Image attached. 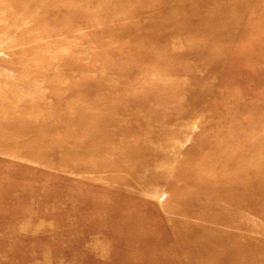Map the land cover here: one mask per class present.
<instances>
[{
    "label": "rangeland",
    "instance_id": "rangeland-1",
    "mask_svg": "<svg viewBox=\"0 0 264 264\" xmlns=\"http://www.w3.org/2000/svg\"><path fill=\"white\" fill-rule=\"evenodd\" d=\"M0 74L9 87L7 96L0 84V264H210L168 249L169 239L158 247L165 224L143 202L160 194L60 166L14 127L135 112L156 96L152 107L171 105L160 118L194 105L185 121L208 142L196 145V161L264 168V0H0ZM125 111L110 117L133 124ZM187 224L203 222L191 215Z\"/></svg>",
    "mask_w": 264,
    "mask_h": 264
},
{
    "label": "bare ground",
    "instance_id": "bare-ground-1",
    "mask_svg": "<svg viewBox=\"0 0 264 264\" xmlns=\"http://www.w3.org/2000/svg\"><path fill=\"white\" fill-rule=\"evenodd\" d=\"M2 83L4 77L0 74V84L9 96L6 93L8 85ZM156 98L141 99L143 108L135 112L115 107L114 113L102 108L101 112L85 111L71 118L67 115L62 118L51 116V121L46 124L32 119L14 129L19 127L30 133L34 146L31 149H40L44 158L59 156L60 166L70 163L69 168L73 170L98 173L97 176L106 181L133 191L148 196L160 194L156 205L143 202L145 213L157 216V220L165 224V232L159 234L160 240L165 242H160L159 248H163L169 239L172 243L167 245L168 249L175 247L182 257H194L198 263L264 264V258H261L264 250V179L258 177L264 173L260 171L264 168L258 167L259 164L252 159L251 164L244 163L233 171V162H229V166L227 161H211L210 165L204 160L206 154L196 161V145L208 142L194 132L201 131V127L185 121L196 110H193L194 105L190 102L187 109L183 107L182 115L181 112L171 116L165 113L166 116L160 118L162 110L171 105L162 103L163 109L152 107L154 103L159 105L163 101ZM24 106L23 109L33 112L31 105ZM72 108L77 110L75 104ZM124 111L137 117L133 124L120 126L116 119L110 117H122ZM181 121L184 128L175 127ZM41 131H47L48 137H43ZM119 137L123 138L122 141H118ZM17 142L25 144L26 140L17 139ZM75 153L79 154V160L74 158ZM247 168L250 173L245 174L243 170ZM121 172L125 175L123 179L119 177ZM133 172L140 178L134 179ZM253 173L254 176L251 175ZM159 213L163 214L162 218H158ZM191 215L201 219L202 227L187 224ZM259 233L261 235H255ZM133 239L138 245L136 247H144L143 240ZM125 244L130 246V241L126 240ZM226 249L228 251L219 256L212 254L214 250ZM237 256H243V260Z\"/></svg>",
    "mask_w": 264,
    "mask_h": 264
}]
</instances>
